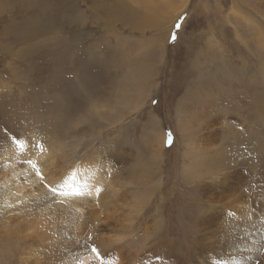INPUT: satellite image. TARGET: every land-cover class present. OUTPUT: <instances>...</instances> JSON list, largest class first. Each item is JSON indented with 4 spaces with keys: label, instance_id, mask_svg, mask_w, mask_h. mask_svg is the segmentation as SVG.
<instances>
[{
    "label": "rangeland",
    "instance_id": "374dc122",
    "mask_svg": "<svg viewBox=\"0 0 264 264\" xmlns=\"http://www.w3.org/2000/svg\"><path fill=\"white\" fill-rule=\"evenodd\" d=\"M19 142L54 159L1 229L92 156L118 206L0 230V264H264V0H0V157Z\"/></svg>",
    "mask_w": 264,
    "mask_h": 264
},
{
    "label": "bare ground",
    "instance_id": "6f19581e",
    "mask_svg": "<svg viewBox=\"0 0 264 264\" xmlns=\"http://www.w3.org/2000/svg\"><path fill=\"white\" fill-rule=\"evenodd\" d=\"M20 37L21 40H24V31L21 32ZM38 149H39L38 151L30 150L28 148L25 149L24 142H19L17 145L11 146L8 148V150L6 151L4 150L1 153L0 207H2L5 211L10 210L9 208L17 204L18 203L17 201L22 199V195L25 192L24 182L19 181L20 177L18 176V173L22 171L23 174L28 176V171H30V169L35 170L36 168H38L37 165L38 162L42 161L43 159H45V161H52L54 159V156L52 155L51 157L45 158L44 156H48L50 155V153H48L45 149L44 151L41 147H38ZM33 165H35V168L33 167ZM108 165L109 164L105 161V159H101L99 156H92L83 161L74 163L67 171L66 170L62 171L57 177H55V175L53 177H48L47 181L49 182V184L46 187L44 185L41 187L37 186V191H39L40 196L37 199L33 196L36 199V200L34 199V201L32 202V205H34L35 208L31 209L29 208V206L28 208L26 207L22 208L20 214L14 219H11L10 217L7 216L4 217V220L6 221L5 223H7L8 221L10 222V224L13 223L15 225L9 228H2V229L0 228V230L8 231L9 229H11L10 231L16 232L17 234L15 235L21 237V239L24 240L23 238L24 234L28 235L29 233H32L35 230L44 231L48 229L54 221L57 220H60L62 224H66L65 226L67 227L68 226L74 227V224L77 221V217L79 218L80 211L82 212L83 208L89 210L88 212L89 215L97 216V219L99 216H105V218H107L112 212H114L113 210L115 209L117 210L116 207L118 206V205L110 204V208H113V210L110 209V211L106 212L109 208L103 205L102 203H100L101 202L100 199L102 197L101 195H103L104 192L103 191L104 187H106V185L107 186L111 185L109 171L107 169ZM59 171L61 170L59 169L58 172ZM31 176H33L32 178L30 177L31 182L32 180L36 182L37 176L33 174H31ZM97 188L100 189L99 193H97L96 191ZM53 189H55V191H53ZM73 189H76L83 194L61 195V192L71 193ZM32 193L34 192L30 190L29 192L26 193V196ZM113 198H117V197H113ZM121 198L122 197H119L116 200L119 201ZM75 228L78 231L80 230L79 228H77V226L74 227V229ZM27 238L29 239L28 236ZM39 238L40 237L38 236V239ZM31 245H33V243ZM69 258H70V264H85L90 258L92 259V255L88 254L82 256L80 253H74L71 254ZM108 264H115V263L112 261L109 262Z\"/></svg>",
    "mask_w": 264,
    "mask_h": 264
},
{
    "label": "snow or ice",
    "instance_id": "6c2138e0",
    "mask_svg": "<svg viewBox=\"0 0 264 264\" xmlns=\"http://www.w3.org/2000/svg\"><path fill=\"white\" fill-rule=\"evenodd\" d=\"M177 27H179V25H177ZM171 39L174 41L176 39V35L173 33L172 36H171ZM172 141V134L171 133H168L167 134V139L165 141L166 144H170ZM33 167L35 168V165H33ZM53 191H55V189H53ZM97 193H99L100 189L97 188L96 189ZM68 194H73V195H82L83 193H81L80 191L76 190V189H73L71 193H67V192H61V195H68ZM92 251L95 253L97 252V249L94 247L92 249Z\"/></svg>",
    "mask_w": 264,
    "mask_h": 264
}]
</instances>
